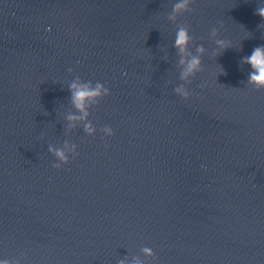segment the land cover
<instances>
[{"label":"water","instance_id":"1","mask_svg":"<svg viewBox=\"0 0 264 264\" xmlns=\"http://www.w3.org/2000/svg\"><path fill=\"white\" fill-rule=\"evenodd\" d=\"M175 2L0 0V260L264 264V90L241 63L264 0H194L173 21ZM181 26L205 48L191 82ZM77 77L109 94L69 121Z\"/></svg>","mask_w":264,"mask_h":264},{"label":"clouds","instance_id":"2","mask_svg":"<svg viewBox=\"0 0 264 264\" xmlns=\"http://www.w3.org/2000/svg\"><path fill=\"white\" fill-rule=\"evenodd\" d=\"M194 0H176L172 6V15L169 19L175 21L178 17L183 16L187 13L192 12L191 5ZM255 15L259 16L264 21V4L259 5L256 8ZM223 26V23H220ZM260 27V25H259ZM218 30L213 28L211 36L217 37ZM215 44L219 50H227L232 47L231 41L224 39H215ZM174 47L177 49L179 56V65L181 66L180 79L183 81L191 82L190 78H194L197 73L202 71V59L205 52V48L202 45H195L194 37L190 34L188 27L181 26L175 33V44ZM194 48V52L191 50ZM219 55V52L215 53ZM242 64L249 65L251 71L248 74V84L257 91L264 90V45L257 46L253 49L251 55L245 56L241 60ZM71 71V69H69ZM207 85H200V87H206ZM69 91L71 92V100L73 106L81 113V115H69L67 119L69 121L86 120L89 112L88 109L93 104L99 102L105 96L109 94V89L104 86L103 83L96 82L93 84L91 81H82L80 77H77L69 85ZM176 93L181 96L184 100H189L193 93L183 86L175 89ZM85 131L92 134L94 129L90 123L85 124ZM105 131L109 135L112 134V129L107 128ZM68 145H65L67 148ZM49 151L52 152L60 161L67 163V156L63 149H56L49 147ZM54 168H60L59 164H54ZM145 254L152 255V251L149 248L143 250ZM0 264H13L8 259L0 260ZM121 264H124L121 261ZM139 264V262H137Z\"/></svg>","mask_w":264,"mask_h":264}]
</instances>
